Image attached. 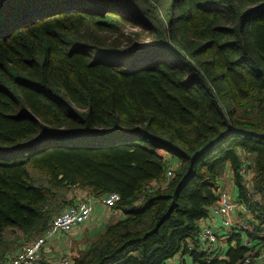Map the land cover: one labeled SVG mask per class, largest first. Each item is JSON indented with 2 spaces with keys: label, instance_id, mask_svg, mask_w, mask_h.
<instances>
[{
  "label": "trees",
  "instance_id": "obj_1",
  "mask_svg": "<svg viewBox=\"0 0 264 264\" xmlns=\"http://www.w3.org/2000/svg\"><path fill=\"white\" fill-rule=\"evenodd\" d=\"M229 171L239 264L264 246V0H0V264L73 189L124 213L73 264L206 262Z\"/></svg>",
  "mask_w": 264,
  "mask_h": 264
},
{
  "label": "built area",
  "instance_id": "obj_2",
  "mask_svg": "<svg viewBox=\"0 0 264 264\" xmlns=\"http://www.w3.org/2000/svg\"><path fill=\"white\" fill-rule=\"evenodd\" d=\"M245 172V170L243 171ZM255 200L256 196L251 195ZM121 196L118 192H111L103 196L102 202L109 208H114ZM239 204L226 191H221L217 204L212 207L219 217L222 224L227 228L238 229L239 231L248 230L250 227L249 218L243 217L236 219V211L239 209ZM246 209L245 206H243ZM95 209V200L93 197H85L80 199L76 204L70 205L60 212L56 213L48 224V227L43 235L25 243L15 252L7 254L5 264H37L45 247L53 239L64 234H71L80 225L85 223L93 214ZM228 238V237H227ZM226 238V239H227ZM200 242L205 245V249L216 252L221 249L223 243L220 244L221 237L216 232L215 228L207 223L206 219L201 223L199 233ZM220 244V245H219ZM192 249V247H190ZM217 256V255H216ZM258 259L264 258V246L261 248ZM217 264H226V256L219 255L216 257ZM255 257L246 256L239 264H253ZM71 258H64L60 264H73ZM195 264H214V260L208 259L206 262H197Z\"/></svg>",
  "mask_w": 264,
  "mask_h": 264
},
{
  "label": "crops",
  "instance_id": "obj_3",
  "mask_svg": "<svg viewBox=\"0 0 264 264\" xmlns=\"http://www.w3.org/2000/svg\"><path fill=\"white\" fill-rule=\"evenodd\" d=\"M175 165H177V163H175ZM226 177L228 178V181H225ZM225 186L226 188L231 187V192L233 193L226 190ZM220 187H221V191L228 192L232 196L233 199L238 200L237 199V188L234 183L233 175L231 171L227 172V174L224 175L223 178L220 180ZM89 196L93 197L95 200V209H94L92 216L85 223H83L78 228H76L73 233L60 235L59 237L50 241L45 247L43 254H42V256L46 260L50 261L49 254L51 250L57 251V249H59L61 251L67 243H70L71 245V243L79 242V241H82L83 239L90 241L91 238H96L97 236H99L104 231L108 223L117 222L119 219L124 218V213L122 210L109 208L103 204L102 199L104 195L96 196L95 194H92L88 190H84V189L70 190L66 194V197L64 198L65 202L63 203L64 205L61 210L65 209L66 207L70 205L76 204L80 199L89 197ZM61 210H59L58 212H60ZM241 210L242 208L238 210L237 214L235 213L236 217H238V214H240L239 211ZM206 221H208L215 228L218 234L223 235L225 234V232L228 234V229L224 228L221 222V218L214 210H212V208L209 212V216L206 218ZM9 230H12V228H10ZM17 232L22 233L20 230H17ZM232 245H235V244L232 243ZM17 246L18 245H15V247ZM86 246L87 245H85L84 248H86ZM228 247H229L228 239H226V243H223L221 249L216 252L214 250L212 252L209 249H205V245H203L201 242H199V245H198V249L200 251L211 252V256L209 257V259H212L214 261L217 260L216 257L219 255L227 256L226 250ZM59 261H60V258L58 257L53 258V262L58 263ZM216 262H218V260ZM37 264H40V263H37ZM170 264H195V262L193 261L192 257L189 254H186V255H177L172 261H170ZM253 264H264V258L258 259L257 257H255Z\"/></svg>",
  "mask_w": 264,
  "mask_h": 264
},
{
  "label": "rangeland",
  "instance_id": "obj_4",
  "mask_svg": "<svg viewBox=\"0 0 264 264\" xmlns=\"http://www.w3.org/2000/svg\"><path fill=\"white\" fill-rule=\"evenodd\" d=\"M138 28H135V30H137ZM128 30L129 31H132V30H134V29H132L131 27H128ZM147 40H149V39H147ZM113 141V140H112ZM107 143H110L109 141L108 142H106V144ZM225 181H228V178L226 177V179H225ZM225 189L226 190H228L229 192H231V187H229V188H226V186H225ZM231 193H233V192H231ZM229 194V193H228ZM115 209V208H114ZM236 214H237V212H236ZM238 216H239V214H238ZM207 223H209L208 221H207ZM224 226V225H223ZM224 228L225 229H227L225 226H224ZM231 231V229L229 230L228 229V234H229V232ZM220 235V234H219ZM227 233L225 232V234H223V235H220V237H221V239L222 240H220V244L221 243H226V238H227ZM40 237V236H39ZM5 239L6 240H11L12 242H14V241H17L16 243H17V248H20L24 243H25V241L23 240V237H22V233H20V232H17V230H7V232H6V235H5ZM88 244V240H86V239H83L82 241H79V242H73V243H71V245H70V243H67L65 246H64V248L60 251L59 249H57V251H54V250H51V252H50V254H49V256H50V258H49V260L50 261H53V258L54 257H58V258H60V261L58 262V264H60V262L64 259V258H70V256H69V253L70 252H72V250H73V248H75V246L77 247V246H80L82 249H84V246L85 245H87ZM219 244V245H220ZM72 246V247H71ZM13 248V247H12ZM86 249V248H85ZM16 251V249H13L11 252H15ZM43 254V253H42ZM43 256L41 255V257H40V259L38 260V263H40L41 264V259H43V260H46L44 257L42 258ZM48 261V260H47Z\"/></svg>",
  "mask_w": 264,
  "mask_h": 264
},
{
  "label": "clouds",
  "instance_id": "obj_5",
  "mask_svg": "<svg viewBox=\"0 0 264 264\" xmlns=\"http://www.w3.org/2000/svg\"><path fill=\"white\" fill-rule=\"evenodd\" d=\"M37 238H38V237H37ZM17 249H18V248H17ZM17 249H16V250H17ZM37 263H38V262H37Z\"/></svg>",
  "mask_w": 264,
  "mask_h": 264
},
{
  "label": "water",
  "instance_id": "obj_6",
  "mask_svg": "<svg viewBox=\"0 0 264 264\" xmlns=\"http://www.w3.org/2000/svg\"><path fill=\"white\" fill-rule=\"evenodd\" d=\"M62 177V176H61Z\"/></svg>",
  "mask_w": 264,
  "mask_h": 264
}]
</instances>
